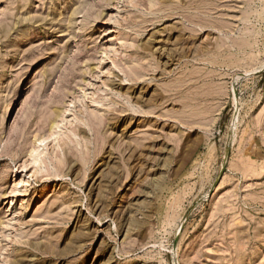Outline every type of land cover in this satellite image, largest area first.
<instances>
[{"label": "rangeland", "instance_id": "374dc122", "mask_svg": "<svg viewBox=\"0 0 264 264\" xmlns=\"http://www.w3.org/2000/svg\"><path fill=\"white\" fill-rule=\"evenodd\" d=\"M0 264H264V0H0Z\"/></svg>", "mask_w": 264, "mask_h": 264}]
</instances>
